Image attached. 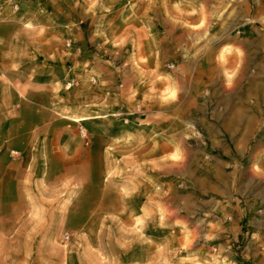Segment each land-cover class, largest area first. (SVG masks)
<instances>
[{
  "label": "crops",
  "instance_id": "crops-1",
  "mask_svg": "<svg viewBox=\"0 0 264 264\" xmlns=\"http://www.w3.org/2000/svg\"><path fill=\"white\" fill-rule=\"evenodd\" d=\"M245 1L247 13L234 28L224 17L214 27L207 17L205 28L196 31L199 16L174 2L0 0V216L6 217L0 232L19 226L11 209L26 205L33 192L27 181L34 177L53 185L71 173L76 206L103 200L105 189L121 200L119 191L103 185L102 170L119 162L105 153L127 150L134 139L141 141L139 161L156 167L173 161L181 147L210 152L214 162L207 166L214 171L203 177L208 198L200 210L210 214L209 221L221 214L223 204L233 200L225 170L237 168L244 157L233 127L242 130L245 121L264 119L258 112L264 101V0ZM208 6L211 11V1L205 0V13ZM208 105L214 110L208 112ZM121 124L127 129L117 128ZM228 153L236 154L235 162L224 158ZM130 163L125 160V167ZM85 170L91 176L85 178ZM159 181L155 175L150 188L141 183L146 190L140 213L157 196ZM132 195L127 192L123 199L130 202ZM130 205L125 209L132 216L137 209ZM231 209L224 226L230 231L246 218L239 207ZM84 215L76 213L83 223ZM19 227L29 230L25 221ZM90 243L81 247L119 254L109 257L113 264H160L157 242ZM248 248L259 246H236L234 240L192 246L194 254L213 251L215 264H264L259 250L250 255Z\"/></svg>",
  "mask_w": 264,
  "mask_h": 264
},
{
  "label": "rangeland",
  "instance_id": "rangeland-1",
  "mask_svg": "<svg viewBox=\"0 0 264 264\" xmlns=\"http://www.w3.org/2000/svg\"><path fill=\"white\" fill-rule=\"evenodd\" d=\"M137 1L174 2L176 6H190V14L200 18L199 24L194 27L196 31L205 28L207 17L212 19L214 27H217V21L224 17L229 23V28H234L237 18L247 13L244 6L248 7L245 0H208L211 1V11L208 6V13H205V0ZM200 43L203 41L197 42L198 45ZM228 51L230 49L223 50ZM262 84L264 86L263 81ZM166 91V97L170 98L172 92L169 84ZM204 97L203 92L201 98ZM262 100L261 98L260 101ZM263 102L259 105V114L264 113ZM230 108L231 106H228L229 111ZM239 108L243 107L239 105ZM213 110L214 106L211 108L208 105L207 111ZM125 126L127 127L126 124H121L117 128L125 129ZM233 128L237 132L239 148L244 151V157L240 158L241 164L237 168V164L226 168L225 175L230 181L226 189L231 190L233 200L224 203L221 214L216 212L211 221L208 220L210 214H204L200 208L204 207V200L208 198L203 177L214 171L212 166H207L208 163L214 162L212 154L195 147L191 151H185V148L181 147V151L171 155L173 161L165 160L162 167H156L155 163L151 165L139 161L136 150L141 141L134 139L133 147H128L127 150L121 148L114 154L112 151L105 153L110 159L115 157L119 162L117 168L102 170L103 185H109L112 190L119 191L122 194L121 200H114L108 189H105L100 195L104 196L103 200L83 201L76 206L73 200L76 187H73L75 182L71 173L67 174L61 183L53 185L43 180L34 181L35 177H31L27 185L33 192L30 190L26 205L17 203L11 209V212L13 210L14 214L18 215L16 219L20 222L17 225L20 226V223L25 221L28 226L26 229L29 230L21 231L17 226L13 232H0V264H66L67 261L70 264H97L96 258L99 259V264H113L109 257L119 255H115L113 250L81 247L83 243L89 246L92 241L102 242L106 247L107 244L122 246V243L128 241L142 240L147 241L149 245L157 242L161 246L157 254L160 264H215L217 256L213 251L193 253L192 246L197 242L230 243L234 240L236 246L245 247L257 243L259 256L264 257V119L258 122L245 121L242 130L236 129L235 126ZM189 129L195 132L192 126ZM79 131L82 133V130ZM131 139L132 137H127L128 145ZM84 140V147H87V138ZM224 158L230 163L235 162L237 156L228 153ZM125 160L131 162V166L128 164L125 167ZM28 173L37 179L34 170H29ZM84 175L86 178L90 174L85 170ZM155 175H158L160 180L157 185L158 194L154 199H148V207L140 213V195L145 194L146 190L141 183L149 184L150 188V183L155 182ZM132 191L135 199L125 201L123 196ZM130 203L133 209H137L132 210V216L128 215L125 209L131 206ZM232 206L242 209L246 218L230 231L224 226L230 221L228 214H231ZM77 212L85 214L84 223L81 222V217L76 216ZM2 219L6 220V217L0 216V225ZM258 250L248 248V253L256 254ZM239 251L237 247L233 249L240 258L242 255ZM218 256L220 257L221 253ZM195 257L202 259L197 260ZM224 262L233 264L229 260Z\"/></svg>",
  "mask_w": 264,
  "mask_h": 264
},
{
  "label": "built area",
  "instance_id": "built-area-1",
  "mask_svg": "<svg viewBox=\"0 0 264 264\" xmlns=\"http://www.w3.org/2000/svg\"><path fill=\"white\" fill-rule=\"evenodd\" d=\"M168 68H172V66H168Z\"/></svg>",
  "mask_w": 264,
  "mask_h": 264
}]
</instances>
